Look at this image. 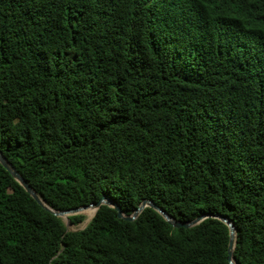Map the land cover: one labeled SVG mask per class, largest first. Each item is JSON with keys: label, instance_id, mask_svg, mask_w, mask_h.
<instances>
[{"label": "trees", "instance_id": "obj_1", "mask_svg": "<svg viewBox=\"0 0 264 264\" xmlns=\"http://www.w3.org/2000/svg\"><path fill=\"white\" fill-rule=\"evenodd\" d=\"M0 152L51 210L221 215L264 264V0H0ZM228 241L148 207L67 231L0 164V264H228Z\"/></svg>", "mask_w": 264, "mask_h": 264}, {"label": "water", "instance_id": "obj_2", "mask_svg": "<svg viewBox=\"0 0 264 264\" xmlns=\"http://www.w3.org/2000/svg\"><path fill=\"white\" fill-rule=\"evenodd\" d=\"M0 164L1 166L10 174V176L24 189V191L30 195V197L38 204L40 205L44 210L48 211L51 213L53 216L61 219V221L64 223L65 228L67 231L68 226L71 225L68 217L73 216V215H79L82 211L85 210H91L93 211L92 217L95 215L96 211L100 208V206L105 205L116 212V216L118 219H122L124 221L131 222L133 221L139 213L146 207L151 208L154 210L156 213H158L170 226L173 228H191L201 221H203L206 218H214L219 220L221 223L227 226L229 230V241H228V246H227V262L228 264H236L234 262V257H233V249H234V244H235V229L232 224V222L227 218L223 217L221 215H212V214H205L196 217L194 220L190 222H179L175 220L174 218L170 217L167 213H165L160 207L156 206L154 203L148 200L142 201L138 207L135 209V211L130 215L126 216L124 215L119 206L114 204L112 201L107 199L106 197H101L100 200H98L96 203H92L87 206L79 207L76 209H71V210H66V211H56V210H51L48 208L38 197V195L33 191V189L24 181V179L18 174V172L15 170V168L6 160V158L2 155L0 152ZM91 217V218H92ZM66 220V222H64Z\"/></svg>", "mask_w": 264, "mask_h": 264}, {"label": "rangeland", "instance_id": "obj_3", "mask_svg": "<svg viewBox=\"0 0 264 264\" xmlns=\"http://www.w3.org/2000/svg\"><path fill=\"white\" fill-rule=\"evenodd\" d=\"M90 211H92V209L91 210H85V211H82L79 215H83L84 217H85V219L87 218V216H88V212H90ZM94 211V210H93ZM87 215V216H86ZM93 215V214H92ZM91 219V218H90ZM90 219L87 221V220H84L83 222H81V223H79V224H77V225H70V226H68V230L69 231H77V230H82L85 226H86V224L90 221ZM64 222H66V220L64 221Z\"/></svg>", "mask_w": 264, "mask_h": 264}, {"label": "bare ground", "instance_id": "obj_4", "mask_svg": "<svg viewBox=\"0 0 264 264\" xmlns=\"http://www.w3.org/2000/svg\"><path fill=\"white\" fill-rule=\"evenodd\" d=\"M87 214H88V216L86 215L87 218H86L85 220L88 221V220L92 217L93 211H90V212H88Z\"/></svg>", "mask_w": 264, "mask_h": 264}]
</instances>
